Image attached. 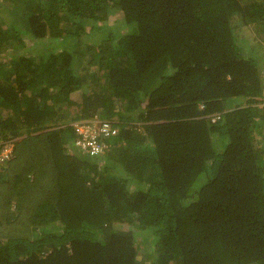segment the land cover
<instances>
[{
    "label": "trees",
    "instance_id": "obj_1",
    "mask_svg": "<svg viewBox=\"0 0 264 264\" xmlns=\"http://www.w3.org/2000/svg\"><path fill=\"white\" fill-rule=\"evenodd\" d=\"M0 157V264H264V0H0Z\"/></svg>",
    "mask_w": 264,
    "mask_h": 264
},
{
    "label": "built area",
    "instance_id": "obj_2",
    "mask_svg": "<svg viewBox=\"0 0 264 264\" xmlns=\"http://www.w3.org/2000/svg\"><path fill=\"white\" fill-rule=\"evenodd\" d=\"M117 119H103L95 116L86 120H77L74 122L78 139L76 143L85 151L93 155H99L101 145L98 137L108 136L116 133L119 129ZM1 163V157H0Z\"/></svg>",
    "mask_w": 264,
    "mask_h": 264
},
{
    "label": "rangeland",
    "instance_id": "obj_3",
    "mask_svg": "<svg viewBox=\"0 0 264 264\" xmlns=\"http://www.w3.org/2000/svg\"><path fill=\"white\" fill-rule=\"evenodd\" d=\"M6 1H8V0H3V2H6ZM111 20L114 22L115 18H113ZM115 22H117V21H115ZM92 34L85 38L88 43H90V42H92L94 40L97 42L103 36V33L99 32V31H97V33H94V35H92ZM24 37H25V40L27 41V43H29V45H35L34 48H33V51L31 49L28 51V52H32V53L39 52L43 48V44L45 45L46 42H47V41H45L43 39L42 41L41 40L40 41L36 40L38 42L34 43V40L31 39L32 37H30L29 35L24 34ZM46 46L49 49H52V46L54 47V45L50 46V45H47V44H46ZM56 51H57V48H56ZM82 51H84L85 54L81 57V58H83V61H81V64H82L81 67H84V66H86L88 64V61L90 60V57L92 56V52L87 51V49L85 47L84 48L82 47ZM5 52L6 51H4V53ZM9 53H11V52H9ZM4 56H6V55H4ZM2 60L10 61V56L3 57ZM72 94H73L72 98L76 99L77 101H80V99L82 97V91L73 92ZM70 109H72V111L74 112V111L78 110V106L74 105ZM144 235L145 234L141 233L140 236H139L140 237L139 240L143 243V246H141L142 250H141L140 257H144L145 255H149V253H150L149 252V246L152 245V243H153V240H151L150 242L145 241L144 237H143ZM150 239H151V237L149 238V240ZM148 264H150V262H148Z\"/></svg>",
    "mask_w": 264,
    "mask_h": 264
}]
</instances>
